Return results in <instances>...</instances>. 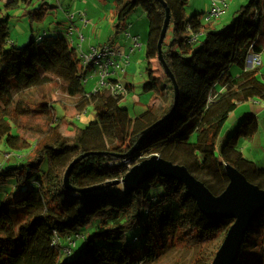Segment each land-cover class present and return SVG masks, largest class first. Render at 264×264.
<instances>
[{"label": "trees", "instance_id": "16d2710c", "mask_svg": "<svg viewBox=\"0 0 264 264\" xmlns=\"http://www.w3.org/2000/svg\"><path fill=\"white\" fill-rule=\"evenodd\" d=\"M112 1L114 35L126 31L128 18L137 7L143 8L149 20L143 90L161 96V102L134 117L121 104L124 93L115 94L108 87L87 92L84 53L79 55L68 34L57 29L33 31L27 44H10L11 13L1 4L14 9L20 0H0V123L5 126L4 146L19 151L12 132V107L20 101L17 96L52 84L54 79L70 97L80 96L86 111L92 105L95 113V119L86 126L70 120V136L57 122L55 105L37 104L53 115L48 130L35 143L24 146L19 162L0 165V264L152 263L160 260L176 240L195 248L190 264H211L233 219L208 218L177 179L157 174L130 194L125 193L122 183L114 184L126 176L129 165L157 154L186 166L215 195L226 187L227 183L219 184L217 179H226L227 164L264 189V167L246 158L238 147L240 138L252 137L258 131L257 117L246 115L220 144L230 113L241 103L264 100L262 62L252 69L246 65L252 51L262 58L264 0H248L237 10L233 22L222 29H216V18L207 20L204 12L187 15L189 0H163L170 8L171 21L162 55L179 90L173 112L174 83L158 56L166 8L160 0ZM26 3L32 5L33 1ZM48 3L41 1L26 14L43 21L52 6ZM156 60L161 72L154 67ZM233 64L240 68L235 75L230 72ZM110 79L114 81V75ZM130 85H126L128 91ZM89 93L92 96L86 98ZM32 110L16 109L18 113ZM170 112L168 119L149 130ZM73 163L66 185L65 174ZM263 213L254 219L235 264H264ZM88 226L93 231L81 233ZM135 228L140 234L128 242V232ZM81 236L83 245L76 251V239ZM63 238L69 241L66 246L61 243Z\"/></svg>", "mask_w": 264, "mask_h": 264}, {"label": "rangeland", "instance_id": "374dc122", "mask_svg": "<svg viewBox=\"0 0 264 264\" xmlns=\"http://www.w3.org/2000/svg\"><path fill=\"white\" fill-rule=\"evenodd\" d=\"M32 1H33V4L29 5L26 3V0H20V6L14 9L12 8L8 9V7H6V3L2 2L1 8H3L4 10H8L9 11L8 13H11L10 28H9L10 44L12 42H14L17 46H23L27 44L30 41L31 34L33 31L34 33H42L45 30L57 29V30H60L62 33H64L63 29L66 25V22H65V16H64L65 13L63 11V6L61 5V2H58L57 0H32ZM41 1H43L44 3L49 2L50 4H52V6L48 10H46L48 13H47L46 18L43 21L32 20L31 15L26 14L28 13V8H34V7L40 6ZM65 1L69 3L70 0H65ZM247 2L248 0H230V6L227 9H225V11L221 15L216 16V19L214 20V22L216 21L215 22L216 24H214V27L216 29H222L224 26L231 24L233 22V17L236 14L237 10L242 5L246 4ZM105 3L107 4V6L102 7V11H103L102 18L104 19V24H106V26L103 28L99 27V33L97 37L98 39L96 40L97 43L100 41L106 42L108 40L107 36H106L107 38L104 36L99 37L100 36L99 34L101 33V30H103V33H105L106 29H110V15L111 14L109 13V8L111 10L114 9V3L112 0H106L104 4ZM211 6H212L211 0H189L188 4L186 5V13L189 16L197 12H204V14H207L210 11ZM96 7H101V5H98ZM96 10L98 11L97 8ZM73 11L74 10H72L71 12ZM263 11H264V3H263ZM71 12L67 13V16L70 17L72 24H74L73 16L75 15V13H71ZM134 12H133L134 13L133 16L131 14L132 17H135L134 15L146 14V12L143 10L142 7H137ZM82 24H86L84 19H82ZM260 31H261L260 38L262 39V42L264 43V18L262 20ZM110 37L111 38L113 37L114 40L116 39L121 40L120 38L121 33L118 35H114V31H113ZM82 39H79L80 40L79 43H82L81 42ZM134 42H138V44L142 45L139 38L137 37L135 38ZM145 44H147V42ZM112 45L113 44L111 45L104 44L96 48L99 49V48L108 46L115 50H119L116 47H112ZM80 48H81V45H80ZM143 48H145V51L143 53V61H142L143 63L141 62V64H139V61H137V59H140L141 57L140 56L141 54L137 55V52L134 53L133 57L131 58L133 59V61L136 62V63L133 62V65L131 66V68H133L134 71L136 72L135 73V76H136L135 84H136L137 89L136 91H128L129 94L126 95L123 101L121 102L123 106H126L129 108L130 114L133 117L139 114L141 111L145 110L148 106H151V105L159 106L161 102V96H158L157 94H154L153 92H146L143 90V86H144V83L146 82V77H147L146 66L148 64L147 60L144 61L146 45H144ZM262 60L264 61V50H263ZM129 63L130 62L126 63V66L122 70L123 73L127 71V65ZM154 67L156 70L159 69V71L161 72V66L159 65L157 60H156V63L154 64ZM239 71H240V68L236 64H233L230 68V72L233 75H235ZM261 71L264 73V63H263ZM87 75H88L87 77L88 80L84 81L86 90L87 92L93 91L95 89L94 82L99 80L98 75L93 77L94 72L92 69L88 71ZM89 79L91 80L90 82H93V85H94L92 89H91V84H89ZM115 81H117L116 83H120V82H123L124 80L115 79ZM53 82L54 83L47 84L46 86L39 88L36 91H33V92L28 91V92H25L24 95L17 96V97H20L19 99L20 101L15 103L12 107V111H13L12 119L15 122V128L14 130H12V132L16 134L15 137L17 139V142H15L14 144H15V147H19V151L18 152L16 150L13 151L12 149L4 146V143L2 140H3V137H5V133H4L5 126L2 127L3 124L0 123V165L1 164L9 165V164H15L19 162L21 158L23 157V155L25 154L24 146L28 147L32 145V143H35L36 140L48 130L49 125L52 123L53 115L51 113L42 111V109H39L41 108L37 106L39 102H48L49 105H55L56 109L54 108V110L58 117L57 122H59L58 124L61 125V129L63 133L69 134L70 136L72 135V130H71L73 126L71 122L72 120H74L81 126H86L89 124L90 121L95 119V113L93 111L92 105L90 106V108H87V110L89 109V111H86V109L83 108L85 103L84 104L81 103L80 96L70 97L63 91L62 85L61 83H59L57 79H54ZM87 95L88 96H86V98H90L92 96V93H89ZM86 102L90 103L91 101L89 102L88 100H86ZM22 107H26V108L31 107L33 108V110L31 113L30 112L18 113L16 109L22 108ZM241 111L244 112L245 110H241ZM134 166L135 164L129 165V168L131 169ZM217 181L219 184L229 183L227 176H226V179L225 177L220 176L218 177ZM92 231H93V228L91 226H88V227L83 228L81 230V233H83L84 235H88ZM139 234H140L139 228H135L129 231L127 235V241L128 242L131 241L135 236H138ZM76 241H77V247L75 248V250L79 251L83 245V241H84L83 236L77 238ZM61 243L62 245L66 246L69 243V241L63 238L61 240ZM73 243H71L72 246H73ZM138 245L139 246L142 245V239L139 241ZM67 249L71 250V247H68ZM194 250H195L194 247H188V245H186L184 242L176 240L175 243L171 247H169V249L166 251L165 255L160 258V260L152 262V263H148V261L146 262L143 261V264H190L192 258L194 257V252H195Z\"/></svg>", "mask_w": 264, "mask_h": 264}, {"label": "water", "instance_id": "95a60500", "mask_svg": "<svg viewBox=\"0 0 264 264\" xmlns=\"http://www.w3.org/2000/svg\"><path fill=\"white\" fill-rule=\"evenodd\" d=\"M160 1L166 8V18L158 42V56L165 71L174 83L175 102L173 112L177 108L179 90L174 76L162 55L163 43L171 21V12L168 5L163 0ZM172 112L151 126L149 130L168 119ZM149 130L145 132L144 136L149 133ZM73 165L74 163L66 171L64 178L66 185L69 184ZM225 169L229 183L219 195H215L186 166L166 160L158 154L135 164L122 180H116L114 184L122 183L125 193L130 194L149 177L157 174L184 183L188 192L197 201L201 211L208 218H231L234 220L211 264H235L254 219L264 211V189L249 181L243 173L233 166L227 164Z\"/></svg>", "mask_w": 264, "mask_h": 264}, {"label": "crops", "instance_id": "0c3cea01", "mask_svg": "<svg viewBox=\"0 0 264 264\" xmlns=\"http://www.w3.org/2000/svg\"><path fill=\"white\" fill-rule=\"evenodd\" d=\"M57 1L61 2V5L63 6V11L65 13L64 16H65L66 25L63 29L64 33L66 35L68 34L67 36L72 40L71 43L73 46H75L77 49L79 47L78 49L79 55L83 53L88 54L91 52L93 48L102 46L104 44H110V43L114 45V46L112 45L113 47L118 48L124 54L131 53L130 63L127 65V71L125 73H123L122 71H118L116 74H114V79H117V80L123 79L124 80L123 82L125 83V85L131 84L130 85L131 91H136L137 89L136 84H135L136 82L135 73L136 72L134 71L133 68H131V66L133 65V62L134 63L136 62L133 61V59L131 58L133 57L134 53L137 52V55L141 54L140 56L142 57V58L140 57V59H137V61H139V64H141V62L143 61V53L145 51V48H143V46L146 45L145 43L147 42L148 29H149V20H148L147 15L146 14L134 15L135 17H132L135 12L132 13V16L130 15L128 18V24L126 26V31L121 33V37H120L121 40L113 39V42L109 43L111 39L110 37L111 33L114 31V28H113L114 9L111 10L109 8V13L111 14L110 15V29H106L105 33H103V30H101V33L99 34L100 35L99 37L107 36L108 40L105 39L107 40L106 42L100 41L97 43L96 40L98 39L97 37L99 33V27L103 28L106 26V24H104V19L102 18L103 16L102 7L107 6L106 3L104 4L106 0H70L69 3H67V1L65 0H57ZM228 3H229L228 5L229 7L230 0H228ZM98 5H101V7H96ZM96 8L98 9V11L96 10ZM72 10L74 11L71 12ZM69 12L75 13V15L73 16L75 25L72 24L70 17L67 16V13ZM82 19L86 21V24H82ZM215 22L213 21V24H216ZM80 35L83 36V39L81 41L82 43H79ZM136 37L139 38L142 45L140 47H135L134 50L131 52V48L135 44L134 41ZM80 45H81V48H80ZM262 55H263V52H262ZM144 61H146V52L144 56ZM263 63L264 61L262 60V64L260 65L261 69H262ZM90 69H92L94 72V69L92 67H89L87 70V73ZM95 76H97V74L94 72L93 77ZM90 79H89V84H91V89H92L94 85L95 86L97 85L96 84L97 81H95L93 85V82H90L92 79L91 80ZM87 80L88 79H86V81ZM146 80H147V77H146ZM241 110H245V111L242 112ZM248 114H253L257 117L258 124H259L258 131L252 137L240 138L238 141V147L246 158L255 162L258 166L264 167V100L254 99V100H249L247 102H244L238 105L236 109L230 113L227 121L225 122L222 128L220 144L222 145L225 143L229 135L232 134L237 129L242 119Z\"/></svg>", "mask_w": 264, "mask_h": 264}, {"label": "built area", "instance_id": "2783aa9c", "mask_svg": "<svg viewBox=\"0 0 264 264\" xmlns=\"http://www.w3.org/2000/svg\"><path fill=\"white\" fill-rule=\"evenodd\" d=\"M212 7L206 15V19L216 18V16L221 15L225 9L228 8V0H211ZM138 42H135L131 48V52L135 47H140ZM113 47V46H112ZM130 54H124L120 50H115L111 47L105 46L103 48H93L90 53L83 54V65L92 67L94 72L98 75L97 85L92 92H96L101 87H108L115 94H128L127 86L124 82L116 83L110 79L118 71H122L126 66L127 62H130ZM262 62L261 54L252 51L248 54L246 59L247 68H255L259 66ZM92 65V66H91ZM73 243V242H72ZM74 245V243H73ZM71 247V246H69ZM72 248V247H71ZM68 254L71 252L67 249Z\"/></svg>", "mask_w": 264, "mask_h": 264}]
</instances>
